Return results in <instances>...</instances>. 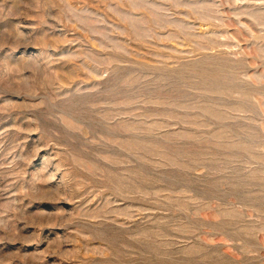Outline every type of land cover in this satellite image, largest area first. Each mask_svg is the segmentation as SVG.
<instances>
[{
    "label": "rangeland",
    "instance_id": "obj_1",
    "mask_svg": "<svg viewBox=\"0 0 264 264\" xmlns=\"http://www.w3.org/2000/svg\"><path fill=\"white\" fill-rule=\"evenodd\" d=\"M0 264H264V0H0Z\"/></svg>",
    "mask_w": 264,
    "mask_h": 264
}]
</instances>
